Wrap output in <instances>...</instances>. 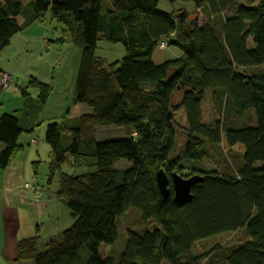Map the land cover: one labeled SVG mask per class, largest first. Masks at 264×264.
<instances>
[{
  "label": "trees",
  "instance_id": "obj_1",
  "mask_svg": "<svg viewBox=\"0 0 264 264\" xmlns=\"http://www.w3.org/2000/svg\"><path fill=\"white\" fill-rule=\"evenodd\" d=\"M169 2L194 4L206 24L184 12H159L160 0H32L25 8L19 0L0 2V54L50 12L62 26L54 43L82 50L75 103L91 110L70 128L53 123L45 134L49 184L72 160L85 166L59 180L57 195L67 201L72 225L47 242L21 241L18 262L75 264L87 251L82 264H264V0ZM101 40L126 48L121 64H100ZM162 45L182 57L156 65ZM35 83L44 105L51 87ZM22 96L27 101L29 94ZM206 97L217 115L212 125L203 121ZM20 121L17 112L0 118L1 170L18 150ZM103 127L122 134L100 137ZM208 144L238 154V171L198 173L203 180L192 189L193 202L179 206L172 181L170 195L162 194L158 173L172 180L181 164L203 163ZM121 161L130 166L117 170ZM129 209L156 228L129 231L119 258L103 256L100 246L116 244L118 221Z\"/></svg>",
  "mask_w": 264,
  "mask_h": 264
},
{
  "label": "crops",
  "instance_id": "obj_2",
  "mask_svg": "<svg viewBox=\"0 0 264 264\" xmlns=\"http://www.w3.org/2000/svg\"><path fill=\"white\" fill-rule=\"evenodd\" d=\"M19 1L24 8L32 2ZM0 2L4 3L5 0ZM49 15L51 23L55 21L50 12L37 19L32 18L33 21L14 36L0 54V73L5 72L13 76L12 85L8 89L2 90L0 87V118L4 114L17 112L24 129L18 141V150L7 168L0 169V264H31L18 262V245L21 241L39 238L41 242H47L60 237L65 228L72 225L67 201L57 195L59 189L51 191L50 186L48 188L44 183L38 182L35 170L41 160V150L37 141L36 145H31L35 140L32 138L35 129L45 123H56L66 130L81 117L91 113L87 106L75 103L76 88L74 93L68 96V86L72 85L67 81V77L73 78V75H70V62L67 61V56L64 57L56 51L58 47L67 45L70 41L64 44H60L61 41L59 44L54 43L62 37L59 36L62 30L61 33L57 32L53 39L47 36L48 32L46 34L45 30L41 33L30 32L35 26L44 28V20ZM180 57L182 54L177 58ZM3 59L6 60V65L3 64ZM38 61L39 71L32 70ZM33 81L51 87L44 105L39 101L38 92L40 90L41 93V88L38 87L35 91L34 96L37 97H30L28 91L34 85ZM14 86V99L10 100L7 93ZM23 92L29 94L27 101L22 96ZM4 148L0 143V154ZM71 162L75 169L83 168L81 173L85 171L82 161L74 159ZM27 183L41 189L43 195L37 198L33 189L25 187Z\"/></svg>",
  "mask_w": 264,
  "mask_h": 264
},
{
  "label": "rangeland",
  "instance_id": "obj_3",
  "mask_svg": "<svg viewBox=\"0 0 264 264\" xmlns=\"http://www.w3.org/2000/svg\"><path fill=\"white\" fill-rule=\"evenodd\" d=\"M57 1V0H55ZM28 9L25 10L27 12ZM158 11L163 14H174L177 13L176 16H178L179 13H183L188 20L192 19L191 21H195L199 27H202L206 24L207 18L206 15L201 11L197 10L192 3H182L178 2L176 4H172L169 2V0H160ZM50 16V15H49ZM44 20L45 27L40 28L35 26V28L31 29L34 33H41L42 30H45V33L47 36H49L50 39H53L55 37V34L57 32L61 33L62 26L57 21H52L51 23V16ZM197 16V19H193L192 17ZM193 24L192 22L190 23ZM59 36H62L59 35ZM58 53H62L63 56H67V61L70 62V69L72 73L70 75H73V78L67 77V81H70L72 87L68 86V96L72 95V92L74 93L76 88V79L77 74L80 66V59H81V48L77 46V44H74L72 42L68 43L67 45H61L57 48ZM55 54V53H53ZM179 54H182V52L179 49L176 48H170L168 47L166 50H160L158 49L154 55H153V62L156 65H161L167 61L176 59L179 57ZM97 55L100 58V64L105 62V64H110L112 62H119L120 64L123 61V59L127 55L126 48L122 44H115L111 43L109 41L101 40L98 43V49H97ZM3 64L6 65L7 62L5 59H3ZM39 61L36 62V65L33 66L32 70L39 71ZM14 90L15 86L11 87L10 90L7 93V96L10 95V100L14 99ZM38 90V86L36 83L30 88L28 91L30 94V97H37L34 96L36 94L35 91ZM16 94V93H15ZM38 95H40V90L38 92ZM17 98V97H15ZM7 99V98H6ZM203 121L208 124L212 125L216 119L217 115L214 112V109L212 107L211 101L208 97H206L204 107H203ZM52 123H45L40 128H36L34 134L32 135V138L35 139L38 142V145L40 146L41 150V160L39 161V164L36 165V173L38 177V182L44 183L45 185L51 187V191H55L59 189V180L62 173H66L68 175H81L83 168H74L73 166L66 164L61 172H58L55 176V178L52 180L51 184H49V168H50V162H51V148L45 141V134L47 131V128ZM254 124V123H253ZM122 129L117 127H103L98 129V136L100 137H114L117 135L122 134ZM33 147V146H32ZM206 150L209 153V158L204 161L201 164H189L184 163L181 164L180 167L177 169V174H182L186 178H191L194 175L196 176L198 173L205 171V172H211V171H217L218 173L222 175H233L236 174L238 171V168L241 164V157L236 153H230L226 150H224L221 146H211L206 145ZM182 152V146L177 149V154H181ZM92 164V161H88V166ZM262 164H258V166H261ZM130 163L126 161H121L118 163L115 167L117 170L129 167ZM157 224L155 222H150L148 224H144L141 218L140 213L137 210L129 209L118 221V232H119V238L116 244L113 247L106 246L102 244L100 246V253H102L103 256H114L118 257L124 250L126 242H127V233L129 231H136V232H144V231H152L156 228ZM70 227V226H69ZM68 227V228H69ZM68 228H65L67 230ZM199 249V245L196 247L195 252H197ZM89 257V254L87 251H83L81 255V259L77 261L75 264H82V261L87 260ZM119 258V257H118Z\"/></svg>",
  "mask_w": 264,
  "mask_h": 264
},
{
  "label": "water",
  "instance_id": "obj_4",
  "mask_svg": "<svg viewBox=\"0 0 264 264\" xmlns=\"http://www.w3.org/2000/svg\"><path fill=\"white\" fill-rule=\"evenodd\" d=\"M192 18L197 19V16ZM202 180L203 178L198 175L186 179L177 174H174L172 180H170L164 171H160L157 176L158 186L162 194L166 197L171 193L169 186L172 181L175 203L179 206H186L193 202L194 196L192 189L196 184L202 182Z\"/></svg>",
  "mask_w": 264,
  "mask_h": 264
},
{
  "label": "built area",
  "instance_id": "obj_5",
  "mask_svg": "<svg viewBox=\"0 0 264 264\" xmlns=\"http://www.w3.org/2000/svg\"><path fill=\"white\" fill-rule=\"evenodd\" d=\"M165 48H166L165 45H162L161 49H165ZM12 79H13V77L11 74L4 73V74L0 75V87H1V89L2 90L8 89L11 85ZM36 143H37L36 140H33L31 142V145H36ZM25 187L28 189H33L37 198L41 197V192L38 190H35L31 184L27 183Z\"/></svg>",
  "mask_w": 264,
  "mask_h": 264
}]
</instances>
